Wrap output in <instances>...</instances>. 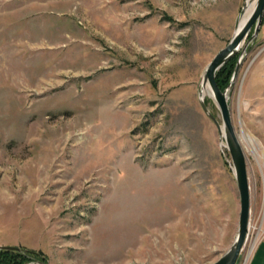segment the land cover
I'll return each instance as SVG.
<instances>
[{
  "label": "rangeland",
  "instance_id": "obj_1",
  "mask_svg": "<svg viewBox=\"0 0 264 264\" xmlns=\"http://www.w3.org/2000/svg\"><path fill=\"white\" fill-rule=\"evenodd\" d=\"M245 2L0 0V246L40 254L23 264L219 260L240 204L201 79ZM260 30L227 94L250 188L235 264H264Z\"/></svg>",
  "mask_w": 264,
  "mask_h": 264
},
{
  "label": "water",
  "instance_id": "obj_2",
  "mask_svg": "<svg viewBox=\"0 0 264 264\" xmlns=\"http://www.w3.org/2000/svg\"><path fill=\"white\" fill-rule=\"evenodd\" d=\"M245 6L246 2L244 3L238 18L236 19L235 29L230 40L226 46L220 49L208 63L201 79V87L205 86V84H208L209 86L210 95L213 97L220 111L222 123H219L217 119L209 112L201 93L199 105L204 114L214 123L221 136V141H224L225 143L223 146L228 151L230 156V165L236 181L240 204L238 230L235 240L231 248L213 264L236 263L247 237L249 223L250 188L247 174V162L243 148L232 124L231 112L227 100V94L233 87V81L238 73L241 59L238 57L230 82L224 90H220L215 81L216 73L225 63L236 56V53L241 48V45L244 43L246 38L249 37L251 30L252 34L249 38L250 41L256 39L259 33L264 14V0H256L253 11L248 16L247 20L242 25H239V17L244 13ZM0 250H10L17 252L22 251L19 247L15 246H0Z\"/></svg>",
  "mask_w": 264,
  "mask_h": 264
},
{
  "label": "trees",
  "instance_id": "obj_3",
  "mask_svg": "<svg viewBox=\"0 0 264 264\" xmlns=\"http://www.w3.org/2000/svg\"><path fill=\"white\" fill-rule=\"evenodd\" d=\"M263 23V20H262ZM237 55L231 58L222 68L216 73L215 81L220 90H224L230 82L237 61ZM40 254L35 251L25 250V253L0 250V264H23L29 260L40 259Z\"/></svg>",
  "mask_w": 264,
  "mask_h": 264
},
{
  "label": "bare ground",
  "instance_id": "obj_4",
  "mask_svg": "<svg viewBox=\"0 0 264 264\" xmlns=\"http://www.w3.org/2000/svg\"><path fill=\"white\" fill-rule=\"evenodd\" d=\"M255 1L256 0H247L246 1V6L244 8V13L239 17V25H242L247 20L248 16L251 14V12L253 11V8L255 6ZM200 93L203 96V98L206 95H210L208 84H205V86L201 87V92ZM242 136H245L244 133H243ZM245 139H246V137H245Z\"/></svg>",
  "mask_w": 264,
  "mask_h": 264
},
{
  "label": "crops",
  "instance_id": "obj_5",
  "mask_svg": "<svg viewBox=\"0 0 264 264\" xmlns=\"http://www.w3.org/2000/svg\"><path fill=\"white\" fill-rule=\"evenodd\" d=\"M263 23L261 24V30H260V34L264 33V15H263Z\"/></svg>",
  "mask_w": 264,
  "mask_h": 264
},
{
  "label": "built area",
  "instance_id": "obj_6",
  "mask_svg": "<svg viewBox=\"0 0 264 264\" xmlns=\"http://www.w3.org/2000/svg\"><path fill=\"white\" fill-rule=\"evenodd\" d=\"M224 147V146H223ZM225 148V147H224ZM226 150V149H225Z\"/></svg>",
  "mask_w": 264,
  "mask_h": 264
}]
</instances>
